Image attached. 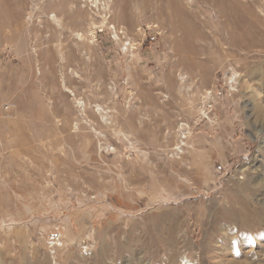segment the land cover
Instances as JSON below:
<instances>
[{
	"label": "rangeland",
	"instance_id": "1",
	"mask_svg": "<svg viewBox=\"0 0 264 264\" xmlns=\"http://www.w3.org/2000/svg\"><path fill=\"white\" fill-rule=\"evenodd\" d=\"M0 264H264V0H0Z\"/></svg>",
	"mask_w": 264,
	"mask_h": 264
},
{
	"label": "bare ground",
	"instance_id": "2",
	"mask_svg": "<svg viewBox=\"0 0 264 264\" xmlns=\"http://www.w3.org/2000/svg\"><path fill=\"white\" fill-rule=\"evenodd\" d=\"M54 14H55V13H54ZM55 15H56V14H55ZM56 17H57V16H56ZM56 17H55V18H56ZM51 18H52V17H51ZM55 18H54V19H55ZM233 18H234V17H233ZM56 20H57V18H56ZM48 21H49V20H48ZM53 22H55V21L53 20ZM231 82H234V76H231ZM232 86H233V84H232ZM233 87H234V86H233Z\"/></svg>",
	"mask_w": 264,
	"mask_h": 264
}]
</instances>
